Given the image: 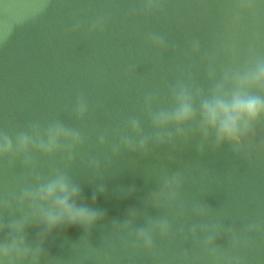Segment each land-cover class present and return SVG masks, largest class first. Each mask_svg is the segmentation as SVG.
<instances>
[{
	"label": "water",
	"instance_id": "95a60500",
	"mask_svg": "<svg viewBox=\"0 0 264 264\" xmlns=\"http://www.w3.org/2000/svg\"><path fill=\"white\" fill-rule=\"evenodd\" d=\"M147 2L0 0V134L15 143L33 123L61 122L83 139L72 160L67 149L51 159L33 153V167L23 157L0 159V223L19 218L16 202L35 177L58 171L81 187L89 205L96 193L94 206L104 219L90 232L53 233L43 264H264V121L236 151L207 144L201 155L198 136L156 144L145 110L148 94L155 95L154 110L171 107L178 83L207 93L210 73L219 80L264 58V0H158L161 7L152 13L143 10ZM242 3L252 7L242 9ZM98 22L103 28L94 31ZM153 35L163 38L165 49L152 44ZM81 97L88 105L83 120L76 115ZM131 117L149 137V151L121 149L117 156L112 149L119 137L134 136ZM173 175L182 181L177 201L156 203ZM6 201L12 204L7 211ZM197 206L208 208L206 218L194 214ZM132 211L138 218L125 230ZM149 219H167L171 229L168 237L154 234L151 252L136 239ZM214 226L223 229L216 258L199 236L201 228ZM229 230L238 234L236 243ZM27 233L30 243L39 238L35 225Z\"/></svg>",
	"mask_w": 264,
	"mask_h": 264
},
{
	"label": "clouds",
	"instance_id": "9594fccd",
	"mask_svg": "<svg viewBox=\"0 0 264 264\" xmlns=\"http://www.w3.org/2000/svg\"><path fill=\"white\" fill-rule=\"evenodd\" d=\"M159 7L161 5L158 0H148L143 10L152 13ZM239 7L246 9L252 5L242 3ZM102 28V22L92 26L94 31ZM149 39L155 47L166 48L163 38L153 35ZM193 50H199L198 43L193 44ZM210 79L212 85L207 93L184 82L178 83L171 90V107L154 110L155 95L145 96V110L154 130L156 144L163 145L167 141L174 145L176 139L187 142L198 136L201 143L197 145V150L203 155L207 144H214L217 150L227 145L236 151L253 136L256 126L264 121V58H257L242 73L226 71L219 80L210 73ZM87 114L88 105L81 97L76 106V115L83 120ZM128 126L134 136L121 135L120 144L113 147V153L119 156L123 149L147 154L149 137L144 134L139 119L131 117ZM99 139L103 146L106 138L101 136ZM82 143L79 131L66 127L61 122L50 123L46 128L33 123L28 131L16 135L15 143L6 132L0 134V159L23 157L26 166L33 167V153L51 159L67 149L66 155L72 160L74 149ZM92 167L99 172L98 163H93ZM35 179V185L26 186L16 202V209L20 211L19 218L13 217L11 221L0 223V234L4 237L0 241V264H43L50 259L45 252L44 243L53 233L70 227L90 232L104 219L103 211L94 206L96 193L93 194V205H89L82 196L81 187L65 173L57 171L45 180L39 177ZM181 183L178 175L166 177L163 191L154 197L156 203L161 200L175 203L181 192ZM104 191V184H98L97 192L103 194ZM4 207L6 211L10 209L11 202L6 201ZM26 209L28 214H25ZM194 214L206 218L208 208L197 206ZM131 216L132 219L122 226L123 229H130L138 218V213L132 211ZM30 225H35L39 232V238L34 243L28 240L27 229ZM229 231L236 243L238 234ZM157 232L163 237L171 234L167 219H149L147 229L140 228L136 231L137 242L151 252L154 250V234ZM222 233V226H214L211 231L204 227L199 232L207 251L214 258L219 248L216 238ZM192 238H198L195 228L192 230Z\"/></svg>",
	"mask_w": 264,
	"mask_h": 264
}]
</instances>
